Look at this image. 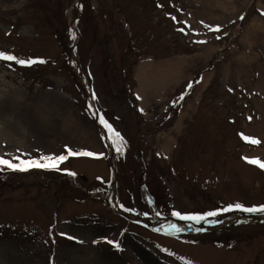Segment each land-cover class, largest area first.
Wrapping results in <instances>:
<instances>
[{"label":"rangeland","instance_id":"374dc122","mask_svg":"<svg viewBox=\"0 0 264 264\" xmlns=\"http://www.w3.org/2000/svg\"><path fill=\"white\" fill-rule=\"evenodd\" d=\"M262 13L264 0H0V51L44 61L0 59V157L97 154L0 165V264H264V212L223 211L264 205V169L245 159L264 161Z\"/></svg>","mask_w":264,"mask_h":264},{"label":"snow or ice","instance_id":"6c2138e0","mask_svg":"<svg viewBox=\"0 0 264 264\" xmlns=\"http://www.w3.org/2000/svg\"><path fill=\"white\" fill-rule=\"evenodd\" d=\"M264 14V13H262ZM243 18V17H241ZM215 31H218L219 28H215L213 29ZM181 31H183V29H181ZM219 38V37H217ZM198 43H203V41H198ZM0 59L3 60H8V61H15L18 64L21 65H25V64H33V63H43L44 61H36V60H23V59H19L14 55L5 53L3 51H0ZM191 83L188 85V87H191ZM180 99H183V96H181ZM100 122L102 124L105 125V127L107 129H109L110 131L114 132V135L119 137L121 141H123V137L120 136L119 132H116L112 126L110 124H108L103 117H100ZM242 138L246 141V142H250L253 144H257L259 143V141H257L254 138L251 137H247V136H242ZM66 151H67V155H60V156H54V155H48V156H41L39 159H31V160H21L18 164L16 163H12L10 160H6L2 157H0V165H4L7 166L9 169L12 170H19V171H27L29 168H51V169H58L59 164L62 163L63 161H65L66 159H68L69 156H96V153L93 152H88V151H81V152H75L72 151L71 149H67L66 146ZM117 151H121V148L118 147ZM99 155H103L102 153ZM16 159H19L18 157ZM247 160V162L255 164L259 167H261L262 169H264V161L259 160L258 158H245ZM43 161V162H41ZM70 175H75V173H69ZM235 207L236 209L242 210L244 212H248V213H255V212H264V205H260V206H253V207H244L243 205L240 204H236V205H229L228 207L224 208L223 211L227 212L232 210V208ZM157 215H159V213H157ZM173 216H177L179 217L181 220H185V221H196L197 223H199L200 221H204L206 219V217H214L217 215L216 211H210L207 213H204L203 215H199V214H181L179 212H173L172 213ZM171 228L175 229L176 232H180L182 231L181 228L176 227L174 224L170 225ZM110 243H112L110 241ZM186 264H192L191 261H187Z\"/></svg>","mask_w":264,"mask_h":264},{"label":"bare ground","instance_id":"6f19581e","mask_svg":"<svg viewBox=\"0 0 264 264\" xmlns=\"http://www.w3.org/2000/svg\"><path fill=\"white\" fill-rule=\"evenodd\" d=\"M13 94H20V92L18 91V89L17 88H15V90H14V93ZM0 131H2V129H0ZM256 153H257V151H256ZM129 216L131 217V218H133V219H140L139 217H137V216H135V215H132V214H129ZM156 224H158L161 228H164V229H166V230H171L172 228L170 227V226H168V225H172V224H166V223H157L156 222ZM221 223H218V224H215V225H220ZM176 227H178L179 225H180V223L179 224H174ZM214 226V225H213ZM184 227V226H183Z\"/></svg>","mask_w":264,"mask_h":264}]
</instances>
